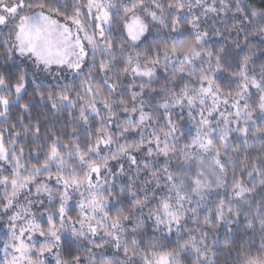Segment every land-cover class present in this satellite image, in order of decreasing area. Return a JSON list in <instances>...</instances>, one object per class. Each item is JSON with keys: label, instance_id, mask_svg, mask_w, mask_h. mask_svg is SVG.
Instances as JSON below:
<instances>
[{"label": "snow or ice", "instance_id": "1", "mask_svg": "<svg viewBox=\"0 0 264 264\" xmlns=\"http://www.w3.org/2000/svg\"><path fill=\"white\" fill-rule=\"evenodd\" d=\"M0 264H264V0H0Z\"/></svg>", "mask_w": 264, "mask_h": 264}, {"label": "rangeland", "instance_id": "2", "mask_svg": "<svg viewBox=\"0 0 264 264\" xmlns=\"http://www.w3.org/2000/svg\"><path fill=\"white\" fill-rule=\"evenodd\" d=\"M3 235V231H0V236H2Z\"/></svg>", "mask_w": 264, "mask_h": 264}]
</instances>
